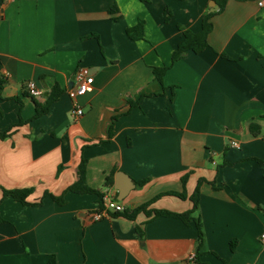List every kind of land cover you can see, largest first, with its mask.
Here are the masks:
<instances>
[{
	"label": "crops",
	"instance_id": "0c3cea01",
	"mask_svg": "<svg viewBox=\"0 0 264 264\" xmlns=\"http://www.w3.org/2000/svg\"><path fill=\"white\" fill-rule=\"evenodd\" d=\"M260 1L225 0L218 11L216 0H0V264H264ZM212 11L208 45L171 62L182 29L198 32ZM140 20L143 35L131 39ZM80 66L94 82L74 119ZM166 66L160 82L153 69ZM54 84L59 97L35 116ZM82 159L86 184L103 194L117 199L119 172L131 178L124 209L160 195L150 214L94 218L98 195L67 190ZM186 173L187 197L167 194L183 190ZM3 188H31L29 203ZM155 209H191L199 225Z\"/></svg>",
	"mask_w": 264,
	"mask_h": 264
},
{
	"label": "trees",
	"instance_id": "16d2710c",
	"mask_svg": "<svg viewBox=\"0 0 264 264\" xmlns=\"http://www.w3.org/2000/svg\"><path fill=\"white\" fill-rule=\"evenodd\" d=\"M219 5L220 8L218 11H221L224 7V2L225 0H216ZM110 13H114L117 11V4L114 2L112 4V6L108 9ZM215 14V12H208L202 19V23H201V29L198 32H194L192 30H188V29H182V38L181 40L177 43V46L175 48V50L172 53L171 56V62L176 61L177 59L181 58V56L186 52V51H193L195 53L200 52L201 50H203L207 45V36L209 34V32L212 30V17ZM142 28H143V22L140 20L135 26L133 27H129L126 29L129 37L131 39H138L142 37ZM223 56H226L225 54H223ZM168 66L166 67H155L154 70V74L155 77L157 78L158 81H162V77L165 74L166 70H167ZM61 93V88L57 85L54 84L49 92V94L47 95V97L45 98V101L43 103H35V116H40L41 114H44L45 112H47L50 104L56 100L59 95ZM252 125H251V129H252ZM256 133V132H255ZM7 135L6 131L0 132V137H5ZM85 166H86V160L82 159L78 165L77 168V180L74 181L71 185H69L67 187V190L72 191V192H76V193H95L98 195V203H99V207L102 208L103 207V202H102V196L103 193L98 191L97 189L91 188L86 184V180H85ZM189 174L186 173L181 177V182H182V186H183V190L180 192H176V191H169L167 192V194H172L175 195L181 199H185L187 197V194L185 192V184L188 180ZM204 179L200 178L196 184V187L193 191V193L189 196V198L191 199V201L193 202V205L196 206L198 199H199V194H200V185L203 182ZM146 182V180H142L139 181L137 184L143 185ZM106 184H109V178H107L106 180ZM32 192L31 188H20V189H2V194L3 197L6 196H12L15 200L21 202L22 204H28L29 202L27 201V197L30 195V193ZM160 195H158L157 197H155L154 199L158 198ZM52 197L55 199V201H57L59 204H62L64 202L63 196H53ZM154 199H151L150 201L144 202L140 205H138L137 207L133 208V209H124L122 211H116L114 212L112 215H122L125 216L129 219H134L136 214L143 211L147 214H150V211L147 210V207L154 201ZM153 216H160V215H168V216H176L178 218H180L183 222H185L186 224H189L191 221H193L196 226L199 225V220L196 219L195 217H193L191 215V212L193 210H187L184 212H173L170 210H166V209H155L152 210ZM151 211V212H152ZM201 231H198V238L199 240H201ZM48 264H56L55 262V258L51 257Z\"/></svg>",
	"mask_w": 264,
	"mask_h": 264
},
{
	"label": "built area",
	"instance_id": "2783aa9c",
	"mask_svg": "<svg viewBox=\"0 0 264 264\" xmlns=\"http://www.w3.org/2000/svg\"><path fill=\"white\" fill-rule=\"evenodd\" d=\"M7 3H13L15 0H3ZM264 3V0L259 2L260 5ZM74 87L69 89V96L73 99V108L71 110V116L76 119L79 118L83 113V108L76 103V99L79 95H83L87 91L92 88L94 82V75L91 73L89 67L87 66H80L74 73L73 76ZM26 88L29 94L33 97H41L42 90L35 84L34 81H28L26 84ZM229 145L234 148H239L240 144L236 140H230ZM103 202V210L100 212L95 213L93 216L96 219H99L103 212L107 213V211H122L124 209L123 205L119 200L115 197L109 195L108 193H104L102 196ZM264 236V235H262ZM195 254L189 255V259H194Z\"/></svg>",
	"mask_w": 264,
	"mask_h": 264
},
{
	"label": "water",
	"instance_id": "95a60500",
	"mask_svg": "<svg viewBox=\"0 0 264 264\" xmlns=\"http://www.w3.org/2000/svg\"><path fill=\"white\" fill-rule=\"evenodd\" d=\"M46 95V92H45ZM135 187V184L131 180V178L125 175L122 172H119L118 176L116 177L115 189L117 190L118 196L117 200H122L131 189Z\"/></svg>",
	"mask_w": 264,
	"mask_h": 264
}]
</instances>
